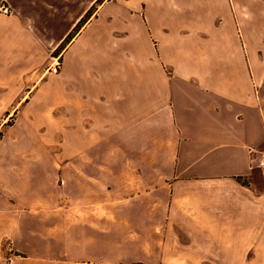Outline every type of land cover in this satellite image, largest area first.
Here are the masks:
<instances>
[{"label":"crops","instance_id":"crops-1","mask_svg":"<svg viewBox=\"0 0 264 264\" xmlns=\"http://www.w3.org/2000/svg\"><path fill=\"white\" fill-rule=\"evenodd\" d=\"M6 1L0 65L61 59L23 97L54 100L48 138L1 157L7 208L55 210L62 179L65 210L138 228L151 264H264V33L232 30L264 0H107L84 22L95 0Z\"/></svg>","mask_w":264,"mask_h":264},{"label":"rangeland","instance_id":"rangeland-1","mask_svg":"<svg viewBox=\"0 0 264 264\" xmlns=\"http://www.w3.org/2000/svg\"><path fill=\"white\" fill-rule=\"evenodd\" d=\"M75 1L73 0L72 4L73 13L92 2V0ZM104 1L107 0H95L83 22L87 21ZM2 4L8 5V2L0 0V6ZM11 9L10 7L7 14L0 7V26L7 27L14 24ZM232 30L238 38L244 31L250 38L249 41L255 44L257 34L264 33V22L255 19H233ZM55 54L58 55V52ZM50 60L55 62L51 68L47 65L39 67L0 65V163L4 160L1 157L13 149V142L48 138V103L54 100L32 98L31 93L28 95L30 97L25 99L23 97L29 86L35 85L37 81L38 86L44 85L42 91L47 96L48 88L45 80L49 72L53 71V75L58 73L61 59L50 58ZM56 85L53 83V91L56 90ZM60 132H57V136ZM0 176L6 177V173L0 172ZM61 184L62 179H58L57 201L53 211H37L27 205L22 206L15 201L16 197H11V202H15H9L7 208L1 197L2 193L0 194V221L4 223L0 227V264H151L150 260L147 262L143 257L141 230L122 226L84 225L81 211L65 210L64 197L60 195ZM9 213L16 216L13 227L11 224L7 225L12 223ZM49 219L55 221L54 228L47 225ZM101 232L103 241L100 249L99 233ZM97 251L98 254L102 251L103 257L96 258Z\"/></svg>","mask_w":264,"mask_h":264},{"label":"built area","instance_id":"built-area-1","mask_svg":"<svg viewBox=\"0 0 264 264\" xmlns=\"http://www.w3.org/2000/svg\"><path fill=\"white\" fill-rule=\"evenodd\" d=\"M0 7L3 8L6 12H8L10 9L9 6L6 4H2ZM260 166L264 167V159L260 161Z\"/></svg>","mask_w":264,"mask_h":264},{"label":"trees","instance_id":"trees-1","mask_svg":"<svg viewBox=\"0 0 264 264\" xmlns=\"http://www.w3.org/2000/svg\"><path fill=\"white\" fill-rule=\"evenodd\" d=\"M88 13H89V12H88ZM88 13H87V14H88ZM83 20H84V18L82 19V21H83ZM82 21H81V22H82ZM80 25H81V23H79V24L77 25V27H79Z\"/></svg>","mask_w":264,"mask_h":264}]
</instances>
